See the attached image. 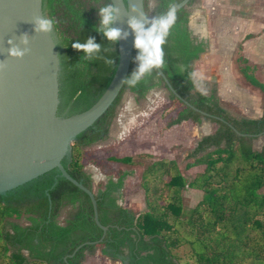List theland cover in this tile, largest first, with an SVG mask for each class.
Returning <instances> with one entry per match:
<instances>
[{"label": "trees", "instance_id": "16d2710c", "mask_svg": "<svg viewBox=\"0 0 264 264\" xmlns=\"http://www.w3.org/2000/svg\"><path fill=\"white\" fill-rule=\"evenodd\" d=\"M147 1L142 0L145 31L154 18L181 0H154L150 12ZM193 1L173 13L158 66L181 100L165 89L153 66L135 83L128 82L140 65V53L133 45L125 81L114 101L75 137L68 161L62 162L66 173L94 194L98 222L108 227L102 241L96 243L101 231L92 220L87 196L50 170L0 194V264H84L86 255L95 250L119 262L125 259L127 264H264V144L259 149L252 146L264 135V85L238 56V73L262 96L258 119H235L222 109L214 91L208 96L193 91L191 65L205 50L187 27ZM108 4L109 0H41L42 13L54 22L59 42L58 110L67 108L66 116L87 109L115 70L116 42L96 31L98 12ZM89 39L100 45L90 58L72 47ZM153 88H163L178 105L167 127L207 120L214 128L185 156L191 162L184 169L202 167L190 180L171 160H154L146 166L140 184L145 210L136 214L116 203L119 196L115 194L129 173L119 172L115 180L108 177L94 187L82 159L86 147L106 138L124 92L139 100ZM113 160L130 162L128 158ZM184 188L200 191L201 197L181 216ZM80 244L84 245L64 262L63 257Z\"/></svg>", "mask_w": 264, "mask_h": 264}, {"label": "water", "instance_id": "95a60500", "mask_svg": "<svg viewBox=\"0 0 264 264\" xmlns=\"http://www.w3.org/2000/svg\"><path fill=\"white\" fill-rule=\"evenodd\" d=\"M109 1L119 9L111 27L121 30V38L116 42L115 70L105 89L87 109L62 116L61 109L58 110V52L48 32L34 30L37 18L46 20L41 0H0V194L55 170V177L64 179L87 196L92 220L101 231L96 243L102 241L108 227L98 222L94 194L72 179L62 162L68 161L75 137L103 115L125 81L136 35L129 20L134 18L144 27L147 21L142 0ZM188 1H179L157 19L167 18ZM25 38L27 43L23 42ZM14 47L24 55L10 56V49ZM153 68L165 89L181 100L158 66ZM84 244L75 247L63 261Z\"/></svg>", "mask_w": 264, "mask_h": 264}, {"label": "rangeland", "instance_id": "374dc122", "mask_svg": "<svg viewBox=\"0 0 264 264\" xmlns=\"http://www.w3.org/2000/svg\"><path fill=\"white\" fill-rule=\"evenodd\" d=\"M153 5L154 0L147 1L148 12ZM189 15L187 26L191 29V36L197 39L200 35L197 30H192L193 22H196L199 24V31L202 30L201 36L204 35L205 40L210 43V48L207 46L191 65V74L199 81H204L206 88L210 87L209 73L217 71L220 65L231 67L234 61L236 63V58L240 55L238 46L246 33H252L253 36L262 34L264 37V30L260 31L264 25V0H194L189 7ZM147 19L151 20L150 14ZM48 34L59 53V42L52 28ZM235 65L237 68L238 64ZM201 84L202 82L197 83L195 88L202 89ZM153 93H147L148 99L140 100L133 107L131 116L124 115V121L131 122L119 132L115 125L118 115L123 116L124 112L121 110L127 100L123 101L117 108L106 138L86 147L82 159L83 168L90 174L94 187L103 184L108 177L115 179L114 176L119 172L129 173L123 178L121 191H117V202L123 207H130L136 214L145 210L140 184L146 166L154 160H171L177 164L181 175L190 180L201 172L202 167L184 169V165L191 162L185 156L202 136L210 134L214 128L210 122L202 120L199 126L185 121L184 124L167 127L166 124L174 118L178 105L168 99L163 88H155ZM66 112L67 109H62L60 115L65 116ZM263 144L264 137H259L253 141L252 146L259 149ZM121 158H128L130 162L119 163L113 160ZM181 197L183 216L200 199L201 192L184 188ZM92 261L100 264V260Z\"/></svg>", "mask_w": 264, "mask_h": 264}, {"label": "crops", "instance_id": "0c3cea01", "mask_svg": "<svg viewBox=\"0 0 264 264\" xmlns=\"http://www.w3.org/2000/svg\"><path fill=\"white\" fill-rule=\"evenodd\" d=\"M192 20H194V17L192 18ZM198 27L199 24L193 22L192 30H197L198 35L200 34L199 35L200 37L198 36V38L195 39L197 41H202L205 44V48L207 46L210 48L209 41L205 40L204 35L201 36L202 30L199 31ZM188 30L191 29L188 27ZM263 30H264V25L261 26L260 31ZM250 34H251L250 38H245V39L242 38V40L240 41V45L238 46L240 48L239 56L245 59L247 65L253 68L254 70L253 75L255 79L264 85V37H262V34L259 36H255V35L253 36L252 33H246L244 36ZM235 64L236 63L234 61V63H232L233 67L232 66L229 67V65L228 66L220 65L217 71L215 70L214 73L213 72L209 73L210 74L209 88H206V84L204 81H199V79L194 78V75L192 73L191 77L193 82V91L201 93L205 96H208L212 91H214L222 109L235 119H258L261 116V105H262L261 93L259 92L258 89L250 86L247 82L244 81V79L238 73V69L236 68ZM201 82H202L201 84L202 89H196L195 85ZM154 91L155 88L149 90L147 93L151 94ZM146 96L147 94L144 96V98L136 100L133 94L129 92H124L121 99V104L125 100H127V102H125L126 104L123 105L121 110L122 112H124L123 116L118 115V118L116 120L115 128L117 129V131L119 132L120 130L123 131L124 126L130 124L131 121H124V115L126 114L127 117L131 116L132 115L131 112L134 110L133 107L137 106L140 100L142 101L145 99L147 100L148 97ZM202 121H207V120H202ZM184 123L185 121L181 122L180 124H184ZM194 125L199 126V124H194ZM261 137H264V135H262ZM112 180L115 179L112 178ZM117 195L118 192L116 193L115 196L116 198L118 197ZM125 208L131 211L130 207H125ZM92 259H97V262L100 260L99 261L100 264H127L125 259L119 262L116 259H112L110 257L101 255L98 250H95L91 255H86L84 264H97L94 263Z\"/></svg>", "mask_w": 264, "mask_h": 264}, {"label": "clouds", "instance_id": "9594fccd", "mask_svg": "<svg viewBox=\"0 0 264 264\" xmlns=\"http://www.w3.org/2000/svg\"><path fill=\"white\" fill-rule=\"evenodd\" d=\"M119 11L114 4H108L100 8L98 15L100 16V27L96 29L98 32H102L104 37L110 42H117L121 38V30L111 27L116 18V13ZM174 21V15L170 13L167 18L160 20L154 18L151 27L148 30H144V26L136 19L129 20V26L135 32L134 47L138 50L140 55L137 56V60L140 61L139 68L134 71L131 76L133 79L128 80L129 83H135L139 79L140 75L150 70L152 66H159L162 63V50L161 45L164 43V37L171 24ZM37 32H50L53 27V21L42 20L37 18L35 21ZM126 36V34H125ZM27 43L26 38L23 40ZM11 43V41H9ZM72 47L77 51H82L85 56L90 58L93 52L100 50V45L95 44L92 39H89L87 43L76 42L72 44ZM10 56L20 58L24 55L23 52L17 48L10 49Z\"/></svg>", "mask_w": 264, "mask_h": 264}, {"label": "flooded vegetation", "instance_id": "af4514ba", "mask_svg": "<svg viewBox=\"0 0 264 264\" xmlns=\"http://www.w3.org/2000/svg\"><path fill=\"white\" fill-rule=\"evenodd\" d=\"M63 109H67V108H63Z\"/></svg>", "mask_w": 264, "mask_h": 264}]
</instances>
